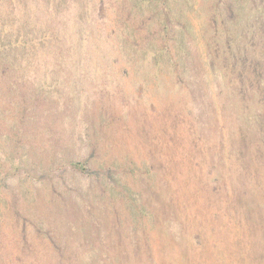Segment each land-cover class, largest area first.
I'll use <instances>...</instances> for the list:
<instances>
[{
	"label": "rangeland",
	"instance_id": "obj_1",
	"mask_svg": "<svg viewBox=\"0 0 264 264\" xmlns=\"http://www.w3.org/2000/svg\"><path fill=\"white\" fill-rule=\"evenodd\" d=\"M0 264H264V0H0Z\"/></svg>",
	"mask_w": 264,
	"mask_h": 264
}]
</instances>
